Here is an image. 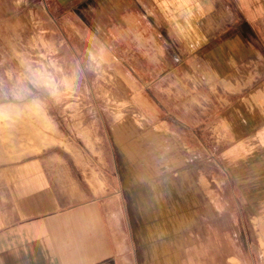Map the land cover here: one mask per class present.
I'll list each match as a JSON object with an SVG mask.
<instances>
[{"label": "crops", "instance_id": "1", "mask_svg": "<svg viewBox=\"0 0 264 264\" xmlns=\"http://www.w3.org/2000/svg\"><path fill=\"white\" fill-rule=\"evenodd\" d=\"M116 1L123 62L154 102H138L144 125H112L129 168L109 196L108 173L98 188L57 153L0 165V264H124L126 192L135 208L173 207L198 175L191 162L220 154L246 207L264 211V0Z\"/></svg>", "mask_w": 264, "mask_h": 264}, {"label": "rangeland", "instance_id": "2", "mask_svg": "<svg viewBox=\"0 0 264 264\" xmlns=\"http://www.w3.org/2000/svg\"><path fill=\"white\" fill-rule=\"evenodd\" d=\"M118 4L0 0V165L57 153L98 188L106 186L99 174L108 173L112 195L113 175L129 168L112 125H144L138 102L147 110L153 102L148 85L132 80V62H123ZM227 147L210 144L205 152ZM191 163L198 175L173 207L135 208L126 192L124 233L115 235L124 264H264V211L246 207L233 162L220 154Z\"/></svg>", "mask_w": 264, "mask_h": 264}]
</instances>
